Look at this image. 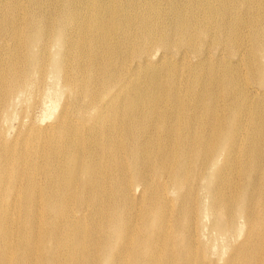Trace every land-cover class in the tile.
Listing matches in <instances>:
<instances>
[{
	"label": "bare ground",
	"instance_id": "bare-ground-1",
	"mask_svg": "<svg viewBox=\"0 0 264 264\" xmlns=\"http://www.w3.org/2000/svg\"><path fill=\"white\" fill-rule=\"evenodd\" d=\"M219 262L264 264V0H0V264Z\"/></svg>",
	"mask_w": 264,
	"mask_h": 264
},
{
	"label": "rangeland",
	"instance_id": "rangeland-1",
	"mask_svg": "<svg viewBox=\"0 0 264 264\" xmlns=\"http://www.w3.org/2000/svg\"><path fill=\"white\" fill-rule=\"evenodd\" d=\"M216 251H218V250H216ZM219 264H223V262H219Z\"/></svg>",
	"mask_w": 264,
	"mask_h": 264
}]
</instances>
